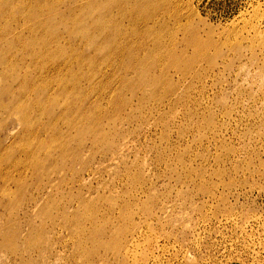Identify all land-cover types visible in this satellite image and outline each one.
<instances>
[{
    "label": "rangeland",
    "instance_id": "374dc122",
    "mask_svg": "<svg viewBox=\"0 0 264 264\" xmlns=\"http://www.w3.org/2000/svg\"><path fill=\"white\" fill-rule=\"evenodd\" d=\"M90 1L0 0V264H264V0Z\"/></svg>",
    "mask_w": 264,
    "mask_h": 264
},
{
    "label": "bare ground",
    "instance_id": "6f19581e",
    "mask_svg": "<svg viewBox=\"0 0 264 264\" xmlns=\"http://www.w3.org/2000/svg\"><path fill=\"white\" fill-rule=\"evenodd\" d=\"M90 2L92 3V5L89 3V6L92 7L96 5L97 13L104 14V18L105 16L109 17V20H112V22H114L115 28L119 32L121 31V29H125L120 23V20H118L117 17L113 16L112 14L117 13L122 21L124 18L128 17L130 13H132L131 10L137 9L140 6V4L131 0H92ZM90 7H85L83 9Z\"/></svg>",
    "mask_w": 264,
    "mask_h": 264
}]
</instances>
